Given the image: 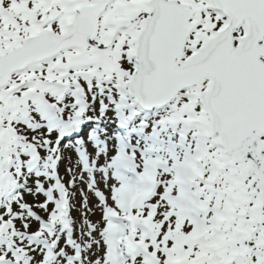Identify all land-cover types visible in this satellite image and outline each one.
Wrapping results in <instances>:
<instances>
[{
	"label": "snow or ice",
	"instance_id": "6c2138e0",
	"mask_svg": "<svg viewBox=\"0 0 264 264\" xmlns=\"http://www.w3.org/2000/svg\"><path fill=\"white\" fill-rule=\"evenodd\" d=\"M0 264H264V0H0Z\"/></svg>",
	"mask_w": 264,
	"mask_h": 264
}]
</instances>
